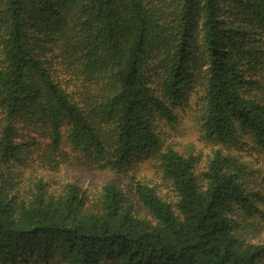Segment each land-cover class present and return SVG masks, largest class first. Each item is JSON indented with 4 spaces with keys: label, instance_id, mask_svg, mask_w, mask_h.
Instances as JSON below:
<instances>
[{
    "label": "trees",
    "instance_id": "1",
    "mask_svg": "<svg viewBox=\"0 0 264 264\" xmlns=\"http://www.w3.org/2000/svg\"><path fill=\"white\" fill-rule=\"evenodd\" d=\"M192 97L204 155L160 132ZM245 136L264 154V0H0V264H264Z\"/></svg>",
    "mask_w": 264,
    "mask_h": 264
},
{
    "label": "rangeland",
    "instance_id": "2",
    "mask_svg": "<svg viewBox=\"0 0 264 264\" xmlns=\"http://www.w3.org/2000/svg\"><path fill=\"white\" fill-rule=\"evenodd\" d=\"M193 97L180 109L181 118L175 126L163 125L160 132L166 144L174 143L176 148L182 151H196L203 155L212 147L205 139L203 133L199 130L194 120V110L190 102ZM244 143H240L237 153L242 161L248 165L250 171L254 172L256 181L264 187V154L257 150L250 136L244 137ZM154 157H143L139 162L133 163L130 167V173L149 176L158 181L160 178ZM88 171V170H87ZM80 171L75 168L64 172L65 179L79 180L82 184L90 186L93 182L104 180L109 177L108 173L98 171Z\"/></svg>",
    "mask_w": 264,
    "mask_h": 264
}]
</instances>
